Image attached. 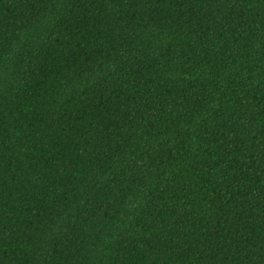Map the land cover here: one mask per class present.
<instances>
[{
    "label": "trees",
    "instance_id": "16d2710c",
    "mask_svg": "<svg viewBox=\"0 0 264 264\" xmlns=\"http://www.w3.org/2000/svg\"><path fill=\"white\" fill-rule=\"evenodd\" d=\"M0 264H264V0H0Z\"/></svg>",
    "mask_w": 264,
    "mask_h": 264
}]
</instances>
